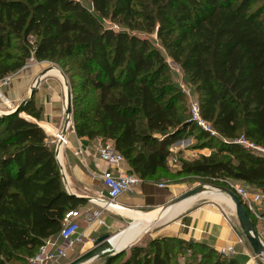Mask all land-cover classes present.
<instances>
[{
  "label": "trees",
  "instance_id": "16d2710c",
  "mask_svg": "<svg viewBox=\"0 0 264 264\" xmlns=\"http://www.w3.org/2000/svg\"><path fill=\"white\" fill-rule=\"evenodd\" d=\"M90 3L91 10L77 0H0V80L31 56L68 67L75 135L111 140L142 181L165 179L170 147L196 129L230 157L182 162L175 177L264 187V159L232 144L243 135L264 146V0ZM101 19L124 29L115 31ZM167 59L193 87L203 120L226 142L187 119ZM21 110L20 117L0 115V264L19 255L27 264L42 241L59 232L64 213L83 202L67 193L54 148L43 129L27 120L39 121L41 109L30 99ZM168 242L208 247L152 238L146 247H131L120 264H171ZM206 262L242 264L220 253Z\"/></svg>",
  "mask_w": 264,
  "mask_h": 264
},
{
  "label": "crops",
  "instance_id": "0c3cea01",
  "mask_svg": "<svg viewBox=\"0 0 264 264\" xmlns=\"http://www.w3.org/2000/svg\"><path fill=\"white\" fill-rule=\"evenodd\" d=\"M36 61L21 69L18 76L11 80L5 91L7 96L3 98L14 102L17 107V104L28 100L35 80L40 77L30 99L36 108L41 109V115L39 121L31 117L30 120L43 129L51 145L52 134L64 126V121L60 120L61 103L66 100L68 91L65 82L54 78H61L57 69H43L41 63ZM67 141L68 146L59 150L58 157L65 190L82 199L83 202L78 206L81 213L98 211L100 208L93 202L96 201V193L103 189L99 175L106 169L96 158L99 143L78 138L75 133H67ZM79 149L82 151L80 158L74 155ZM122 169L132 172L127 162L122 165ZM184 183L177 180L164 185L159 181H142L134 194L122 195L111 203L113 206L104 209L100 217L105 226H98L93 218L87 221L81 217L78 222L84 240L82 245L71 251L74 254L72 261L93 248L99 237L114 235L125 229L126 235H122L124 242L128 235L136 233L150 221L151 224L156 222L148 230L152 238L172 237L202 243L224 254L229 247L234 246V254L227 256L237 258L242 264H257L250 245L242 236L232 202L224 193L217 191V187H203L196 195L170 206L172 201L191 189L189 184ZM160 184L164 188H160ZM234 184L240 188L254 189L240 181ZM262 206L259 209L264 213V201ZM163 207L169 208L162 213ZM239 239L240 243L237 242ZM100 258L93 255L79 264H88Z\"/></svg>",
  "mask_w": 264,
  "mask_h": 264
},
{
  "label": "built area",
  "instance_id": "2783aa9c",
  "mask_svg": "<svg viewBox=\"0 0 264 264\" xmlns=\"http://www.w3.org/2000/svg\"><path fill=\"white\" fill-rule=\"evenodd\" d=\"M109 27L115 31L119 30V27L114 24H110ZM28 62H35L33 56L28 59ZM178 87L189 101L188 110L190 121L204 133L219 139L221 142H226L225 139L219 136L213 129L212 125L201 117L199 101L197 97H194L193 90L190 87L184 86L182 83H180ZM4 105L9 109L8 111H13L16 108L13 103L7 99H5ZM3 113H7V111ZM62 120L64 121L63 128L52 134L53 139L51 141L54 145V154L57 163L59 150L68 146L67 133H74L70 114L67 113L66 110L63 111ZM232 144L252 155L264 159V146L254 143L243 135L236 137L232 141ZM74 155L80 158L82 156V151L79 149L74 152ZM96 158L106 168L99 175L103 189L96 193V201L93 202L100 210L91 213H89V211L81 213L79 209L66 211L62 218L59 232L54 236L44 239L34 255L27 258V264H58L61 260L66 259L69 252L83 243L84 235L80 231L78 222L81 217H84L87 221L93 218L98 226H105L103 218L100 217L104 209L115 202L118 197L122 195H132L136 192L142 180L133 172H125L122 169V165L126 161L123 156L115 150L111 140L107 139L99 142ZM223 183V187L230 190L238 197L245 211L252 217L254 222H251L264 248V213H261L259 209L264 201V187L248 190L236 186L234 180H224ZM158 186L164 188L162 184ZM237 242L240 243L241 240L239 239ZM226 254H234V246L229 247L226 250ZM253 259L263 260L262 254L260 256L253 253Z\"/></svg>",
  "mask_w": 264,
  "mask_h": 264
},
{
  "label": "rangeland",
  "instance_id": "374dc122",
  "mask_svg": "<svg viewBox=\"0 0 264 264\" xmlns=\"http://www.w3.org/2000/svg\"><path fill=\"white\" fill-rule=\"evenodd\" d=\"M80 2L81 5H83L85 8L88 10H91V3L90 0H77ZM101 22L105 26H109L110 24H114L117 27H120L122 30L124 29L121 25H119L116 22H110L107 19H101ZM141 34V33H140ZM151 41H154V37H150ZM28 43L31 44L33 42V36H30L28 38ZM16 44L18 42H15ZM155 44V43H154ZM153 44V45H154ZM20 45V43H19ZM157 48V45H155ZM160 50V49H159ZM162 52V50H160ZM16 53V52H13ZM37 63H41L43 69L47 68H55L57 71L60 73L61 78L55 76V79L62 80L65 82L67 91L70 94V102L69 104L67 103V97L66 100L64 99V102L61 103V117L60 120L63 118V111L66 110L69 111L68 113L70 114L71 117V122L73 124V117H74V104H73V99L74 96L70 92V79H69V71L68 67L65 69V67L62 65V63H55L51 61H36ZM168 65H169V70H170V77L174 81L175 84L179 85L180 83L184 84L186 87H190L193 92L194 89L193 87L187 82V79L183 75L182 71L178 68L177 65L175 64H169V60L167 59ZM33 63H29L28 60L26 61L25 65L22 67H27L29 65H32ZM21 69L13 74H10L6 76L4 79L0 80V111H7L9 112L8 108L4 105V101L6 98V88L9 86V83L11 80L16 78L19 74ZM35 86V85H34ZM37 86V85H36ZM3 96L5 98H3ZM194 97L196 98L197 95L194 92ZM66 102V103H65ZM13 105L15 104L12 102ZM188 99L184 96L183 103H182V108L185 111L187 119H189V110H188ZM19 105V104H17ZM63 107V108H62ZM17 116L20 117V113H17ZM74 128V127H73ZM51 139L52 136H51ZM52 141V140H51ZM91 141H96V142H102L104 140L100 138H96ZM52 148H54L53 143H51ZM219 144L214 141L212 138H208L204 136L200 131H197L196 129H191L189 132H185L171 147H170V156L168 157L167 163L170 167L171 173L165 178V179H159V183H162L164 185L167 184V182H177V178L175 177V171L177 168H180V165L182 162H188L191 161L195 158H198L200 156H209V155H214L216 159H228L230 156L226 151L219 150ZM176 179V180H175ZM178 178V182H185L184 184H189L191 189H194L196 187H209V188H220L224 186L223 181L224 180H231V179H221L215 183V181H211L209 179H201V178H192V177H183L182 179ZM236 182V181H235ZM234 182V183H235ZM248 186L247 184H244ZM65 188V187H64ZM189 189V190H191ZM188 190V191H189ZM225 195V194H224ZM263 207V206H262ZM115 235V234H114ZM113 235H109L111 237ZM152 239V236L150 233L146 234L140 242L137 244V246L141 247H146L148 240ZM167 246L169 247L168 249L170 250L169 253L171 255V264H206V260L209 257H213L216 253H220L218 251H211L210 248H205L202 249L198 247L197 245H192L190 247L187 246H178L175 242H168ZM92 249V248H91ZM125 254L123 256H119L116 259H114L111 264H120V262L125 259L129 255V250H126L124 252ZM226 256L224 253H220ZM74 254L71 252L68 253L67 258L61 260L58 264H67L72 261ZM114 257V256H113ZM113 257L111 259H113ZM250 260V259H249ZM257 260V264H264V260ZM106 261V257L100 258L98 260L92 261L88 264H104ZM213 259H211V262ZM248 262V261H247ZM10 264H26L25 259L22 258L21 255L17 256ZM255 264V263H254Z\"/></svg>",
  "mask_w": 264,
  "mask_h": 264
},
{
  "label": "water",
  "instance_id": "95a60500",
  "mask_svg": "<svg viewBox=\"0 0 264 264\" xmlns=\"http://www.w3.org/2000/svg\"><path fill=\"white\" fill-rule=\"evenodd\" d=\"M169 62H171V61L169 60ZM39 79H40V77H39ZM39 79L35 80V86L31 89L30 97L28 98L27 101H24L21 104H19L13 111H9L7 113L0 112V115H8V114H12V113L17 114V113L21 112L22 111L21 110L22 105L26 104L30 100V98H31V96H32V94L34 92L33 90L35 89L36 85L39 83ZM69 102H70V94L67 92V103L69 104ZM68 112L69 111H67V113ZM27 120H30V119H27ZM202 188L203 187H196V188L184 193L183 195H181L180 197H178L177 199L172 201L170 203V206L175 204L178 201H181L183 199H186V198H189V197H191L193 195H196L199 191H201ZM216 190L224 193L231 200V202L233 203V210L235 212V215H236V218L238 220V224H239V227L241 229V232H242L243 236L245 237L246 241L250 245L253 253L256 254V255H260L261 256V254L264 251V248L261 245V243H260V241H259V239L257 237V234L255 232L253 223L251 222L247 212L243 208V206H242L240 200L238 199V197L235 196L234 193H232L230 190H228V189H226L224 187H220V188L218 187ZM67 193L69 195H72V193H70L68 191H67ZM166 208L167 207H163L161 210L164 212L166 210ZM124 231H125V229L122 230L119 233H122ZM119 233H117V234H119ZM117 234H115V235H117ZM145 234H146V232L144 234H142L141 237H139V239H137L136 241H134L132 243H129L128 245L123 246L122 248H120L118 250H115L114 252L106 255L105 256L106 257V261H105L104 264H106L113 256L114 257L118 256V255L124 253L126 250H129L131 247L137 245L140 242V240L144 237ZM107 238H109V235H103V236L99 237L96 240V242H95V244H94L92 249H90L89 251H87L84 254L80 255L78 258H76L74 261L70 262L69 264H77V263L81 262V260H83V258H85L86 256H88V255H90L92 253L93 249L97 245H99L100 243L104 242ZM102 258H104V257H102Z\"/></svg>",
  "mask_w": 264,
  "mask_h": 264
},
{
  "label": "bare ground",
  "instance_id": "6f19581e",
  "mask_svg": "<svg viewBox=\"0 0 264 264\" xmlns=\"http://www.w3.org/2000/svg\"><path fill=\"white\" fill-rule=\"evenodd\" d=\"M217 191H218V190H217ZM219 192H220V191H219ZM225 196H226V195H225ZM226 197H227V196H226ZM186 199H188V198H186ZM186 199H184V200H186ZM184 200H182V201H184ZM229 200H230V199H229ZM182 201H180V202H182ZM230 201H231V200H230ZM232 204H233V203H232ZM110 206H113V205H110ZM168 208H169V207H168ZM168 208H167V209H168ZM161 211H162V210H161ZM162 213H163V211H162ZM159 217H160V216H159ZM159 217H157V219H158ZM154 224H156V222L153 223V224H151L150 221L147 222V224H144V225L142 226V228H141L139 231H137L136 233H133V234H131V235H128L127 238L124 239V242H122V240H123V239H122V238H123L122 235H126L125 232H123V234H122V233H119V234H117V235H113V236L107 238L104 242H102V243H100L99 245H97V246L93 249L92 253H91L90 255L86 256L85 258H83V260H81V262H83V261L89 259V258H90L91 256H93V255H96V256H98V257H105L106 255H108V254L114 252L115 250H118V249L122 248L123 246H126V245H128L129 243H132V242L136 241V240L139 239V237H141V235L144 234L145 232H146V234H147V233H148V229L151 228V226H153ZM146 234H145V235H146ZM129 236H130V237H129ZM121 242H122V243H121ZM262 258L264 259V253H262ZM81 262H79V263H81ZM79 263H77V264H79Z\"/></svg>",
  "mask_w": 264,
  "mask_h": 264
}]
</instances>
